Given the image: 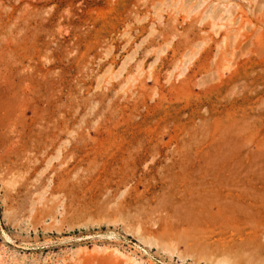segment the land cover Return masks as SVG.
Returning <instances> with one entry per match:
<instances>
[{"label": "rangeland", "instance_id": "374dc122", "mask_svg": "<svg viewBox=\"0 0 264 264\" xmlns=\"http://www.w3.org/2000/svg\"><path fill=\"white\" fill-rule=\"evenodd\" d=\"M134 263L264 264V0H0V264Z\"/></svg>", "mask_w": 264, "mask_h": 264}, {"label": "bare ground", "instance_id": "6f19581e", "mask_svg": "<svg viewBox=\"0 0 264 264\" xmlns=\"http://www.w3.org/2000/svg\"><path fill=\"white\" fill-rule=\"evenodd\" d=\"M222 22V21H221ZM220 26V25H219ZM227 35H225V37H226ZM230 38V37H229ZM198 42V41H197ZM209 42V41H208ZM195 44H196V42H195ZM166 45V44H165ZM204 45V44H203ZM199 46H200V44H199ZM201 46H202V43H201ZM201 48V47H200ZM161 50V49H160ZM187 56V55H186ZM126 67V66H125ZM119 75V74H118ZM120 76V75H119ZM171 253H174V252H171ZM226 263V262H225ZM228 263V262H227ZM134 264H137V263H134Z\"/></svg>", "mask_w": 264, "mask_h": 264}]
</instances>
